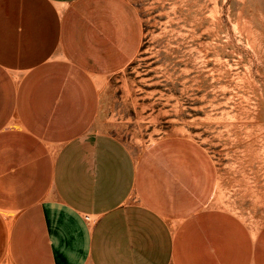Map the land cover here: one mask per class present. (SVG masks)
I'll return each mask as SVG.
<instances>
[{"label": "rangeland", "instance_id": "374dc122", "mask_svg": "<svg viewBox=\"0 0 264 264\" xmlns=\"http://www.w3.org/2000/svg\"><path fill=\"white\" fill-rule=\"evenodd\" d=\"M124 1L129 29L64 102L51 156L118 138L171 226L172 264H264V0Z\"/></svg>", "mask_w": 264, "mask_h": 264}, {"label": "crops", "instance_id": "0c3cea01", "mask_svg": "<svg viewBox=\"0 0 264 264\" xmlns=\"http://www.w3.org/2000/svg\"><path fill=\"white\" fill-rule=\"evenodd\" d=\"M129 18L124 0H0V264L173 263L121 140L87 132L50 154L61 107L97 82Z\"/></svg>", "mask_w": 264, "mask_h": 264}]
</instances>
